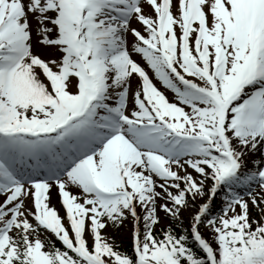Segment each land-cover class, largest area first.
<instances>
[{
    "label": "snow or ice",
    "instance_id": "6c2138e0",
    "mask_svg": "<svg viewBox=\"0 0 264 264\" xmlns=\"http://www.w3.org/2000/svg\"><path fill=\"white\" fill-rule=\"evenodd\" d=\"M0 264H264V0H0Z\"/></svg>",
    "mask_w": 264,
    "mask_h": 264
},
{
    "label": "rangeland",
    "instance_id": "374dc122",
    "mask_svg": "<svg viewBox=\"0 0 264 264\" xmlns=\"http://www.w3.org/2000/svg\"><path fill=\"white\" fill-rule=\"evenodd\" d=\"M145 8H147V6H145ZM145 11L147 12V11H149V9L147 8V9H145ZM174 13H175V10H174ZM129 39H131V37H129ZM134 58L138 59V57H134ZM134 83H135V81H134ZM157 86L158 87L160 86L161 90L165 91L172 98L174 97V94L170 90L163 89L162 85H160L158 82H157ZM257 156H259V153H257ZM190 171H191V169H190ZM52 204L55 205V207L58 209V211L62 217L65 216L64 209L62 208V206L59 202V197H58V194L55 193V190H53ZM161 215H163V213H161ZM64 222L67 224L66 219ZM204 230H203V232H205ZM102 231L105 232L110 237V242L119 243V246L123 247V246H125L126 243H128L131 240L132 226H131V224L125 223L124 225H121L118 228L113 227V226H108V227H106V229H104ZM208 231L209 230L206 231L207 234H208Z\"/></svg>",
    "mask_w": 264,
    "mask_h": 264
},
{
    "label": "trees",
    "instance_id": "16d2710c",
    "mask_svg": "<svg viewBox=\"0 0 264 264\" xmlns=\"http://www.w3.org/2000/svg\"><path fill=\"white\" fill-rule=\"evenodd\" d=\"M131 245L129 244V246L126 248V251L130 254L131 253Z\"/></svg>",
    "mask_w": 264,
    "mask_h": 264
}]
</instances>
